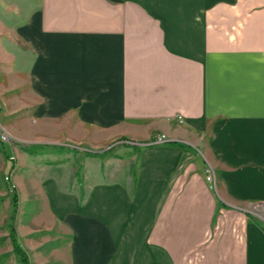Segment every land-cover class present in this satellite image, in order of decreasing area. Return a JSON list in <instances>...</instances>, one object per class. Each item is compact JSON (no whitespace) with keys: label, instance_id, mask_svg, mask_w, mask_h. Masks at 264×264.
I'll return each instance as SVG.
<instances>
[{"label":"crops","instance_id":"0c3cea01","mask_svg":"<svg viewBox=\"0 0 264 264\" xmlns=\"http://www.w3.org/2000/svg\"><path fill=\"white\" fill-rule=\"evenodd\" d=\"M0 102L45 264H264V0H0Z\"/></svg>","mask_w":264,"mask_h":264},{"label":"rangeland","instance_id":"374dc122","mask_svg":"<svg viewBox=\"0 0 264 264\" xmlns=\"http://www.w3.org/2000/svg\"><path fill=\"white\" fill-rule=\"evenodd\" d=\"M8 109L9 106L0 102V264H45L44 259L36 256L28 245H24L31 243L30 237L27 236L29 235L27 230L23 229L21 225V219L24 216L23 204L19 194H16L17 199L13 202V193L9 191L8 187L12 186L18 192L19 184L17 182L20 179L18 181L16 177L17 171L22 165L23 168L29 169L30 161H33L38 168L51 162L62 161L69 148L64 143L53 145L46 139L31 142L23 135L16 136L15 129H13L14 116L8 112ZM111 149L116 151L120 149L119 154L131 152L125 144L113 143L105 149L101 150L100 148L101 154ZM74 152L77 154L80 151ZM23 183L24 179L22 181L24 186ZM24 223L26 222L22 224ZM22 232L25 234L20 235ZM22 238L27 240L21 243Z\"/></svg>","mask_w":264,"mask_h":264},{"label":"built area","instance_id":"2783aa9c","mask_svg":"<svg viewBox=\"0 0 264 264\" xmlns=\"http://www.w3.org/2000/svg\"><path fill=\"white\" fill-rule=\"evenodd\" d=\"M178 120H181V117H178ZM167 141H168V139L166 138L165 135H160L157 137L155 143L160 144V143H164ZM205 179H206L207 183H210V184L214 181V174H213L212 170L209 169V167H207L205 169Z\"/></svg>","mask_w":264,"mask_h":264},{"label":"trees","instance_id":"16d2710c","mask_svg":"<svg viewBox=\"0 0 264 264\" xmlns=\"http://www.w3.org/2000/svg\"><path fill=\"white\" fill-rule=\"evenodd\" d=\"M114 154V150L113 149H111V150H109V151H107V152H104L103 154H101V155H107V156H112ZM13 167V165L11 166V168ZM8 189H9V191H11L13 194H14V192H15V189H14V187H12V186H10V187H8ZM14 201H16V197H13V202ZM18 249V248H17ZM17 252H19V251H17Z\"/></svg>","mask_w":264,"mask_h":264}]
</instances>
